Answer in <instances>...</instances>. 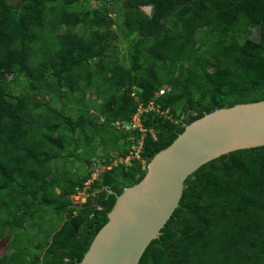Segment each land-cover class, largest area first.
<instances>
[{"label":"trees","instance_id":"1","mask_svg":"<svg viewBox=\"0 0 264 264\" xmlns=\"http://www.w3.org/2000/svg\"><path fill=\"white\" fill-rule=\"evenodd\" d=\"M261 100L264 0H0V240L10 228L46 232L31 258L32 242L21 249L13 235L0 264H78L116 195L141 181L186 125ZM151 103L140 158L113 165L130 152L114 124ZM77 158L86 172H76ZM97 159L106 169L77 206L72 196ZM48 207L61 226L36 222ZM140 264H264V147L194 173Z\"/></svg>","mask_w":264,"mask_h":264},{"label":"water","instance_id":"2","mask_svg":"<svg viewBox=\"0 0 264 264\" xmlns=\"http://www.w3.org/2000/svg\"><path fill=\"white\" fill-rule=\"evenodd\" d=\"M260 147L264 100L216 109L189 123L171 145L154 155L141 181L116 195L107 223L78 264H140L180 207L194 173L225 155Z\"/></svg>","mask_w":264,"mask_h":264},{"label":"rangeland","instance_id":"3","mask_svg":"<svg viewBox=\"0 0 264 264\" xmlns=\"http://www.w3.org/2000/svg\"><path fill=\"white\" fill-rule=\"evenodd\" d=\"M111 1L112 0H110V3H111ZM90 6L92 8L102 7V5L100 6V4H98L96 2H91ZM145 10L148 13L151 12V10L148 9V8H146ZM253 31L254 32H253V35L251 36V39L254 40V41H258L259 35H258V32H257V29H254ZM12 85H14V84H12ZM89 95L90 94L85 96L83 99L85 101H88L89 100ZM76 102L79 103L80 99H78ZM54 105H55V108H57L59 110L63 109V107H64L63 103H57V104L54 103ZM139 108H141V106ZM156 109L157 108L155 107V105L153 103H151L148 108H144V107L141 108L142 112L140 113V116H142L146 112H149V111H152V110H156ZM63 113L66 114L67 112H63ZM68 113L70 115H73V113H71V112H68ZM101 119H102V117H101ZM101 119H100V121H101ZM114 125L117 128V135L121 136L120 132H122V134L125 135V141L128 142V144H125V146L130 148V152L128 154L129 158L126 159L127 163H128L126 165L129 166V165H131L132 160L140 158V152L139 151L142 150L141 144L143 143V139H144V137L146 135V130H144L142 128L141 118H140V121H136V123H135V125H137V128H133L134 126H131V128H129V125L127 124V122H123V123L117 122ZM139 133H141V135H139ZM152 133L154 134L153 131H152ZM121 143H123V141H121ZM80 150H81L80 151L81 152V156L82 157H87L86 155L89 153V152H87L88 150H84L83 148L80 149ZM94 150L97 151L98 148H95ZM70 151H73V145L66 147L65 154H67ZM112 154H113V152H112ZM101 155H102V152L99 151L98 156H101ZM121 159L122 158H116V160H115L113 165L116 166L118 164H121ZM68 160H70V159H68ZM72 161L75 162L74 165H76V167L79 169V170L77 169L76 172H80V173L86 172L87 166H84L83 163L81 164L82 159L77 158V159L71 160V162ZM95 164H96L95 165L96 171L93 174V176L95 177V179H97L98 176H99V173L103 172L106 169V167H105V164H104V160H100L99 161L97 159V160H95ZM146 168H147V166L145 165V169ZM53 171L54 170H52V172ZM93 176H92V179H93ZM90 183H92V180H91ZM87 187H89V186H86L85 189L82 191V193L80 195H78L76 198H75V196H72V199L76 203L77 206H81V205L85 204L88 201V198H89L90 195L86 193V190H88ZM57 191L59 192V190H57ZM95 194L96 193L93 192V194H91V195H95ZM61 220H62V215L61 214L58 215L53 207H48L46 209V213H45L44 216H41V214L36 216V222H39L40 225H41V223L44 224V227H46V228L49 226V227H51V229H52V225H54V228H56V226H59V225L61 226V224H62ZM44 221H45V223H44ZM24 224L28 225V228L31 227V223H28L27 221H25ZM13 235L16 238L18 237L17 238V240H18L17 245H19V247L21 249L24 248L28 244V241L32 242V243H30V248H29V245H28V249L26 250L27 252L24 253L25 254V258L35 257L36 253H38V251H39L36 248L35 245L38 244L41 241H44L46 239V232L43 233L40 228L34 229V231L31 232V233L29 231H25L24 229H19V230H16V231L13 232L12 228H10L9 232L4 236V238H2L0 240V257L13 250V246L12 245L15 242Z\"/></svg>","mask_w":264,"mask_h":264},{"label":"built area","instance_id":"4","mask_svg":"<svg viewBox=\"0 0 264 264\" xmlns=\"http://www.w3.org/2000/svg\"><path fill=\"white\" fill-rule=\"evenodd\" d=\"M162 92H163V91H162ZM141 108H142V107H141ZM141 108H138L137 112H136V113L134 114V116H133L132 121L127 123V124L129 125V128H131V126H134L133 128H137V125H135V123H136V121H140V118H141L140 113L142 112ZM133 123H134V124H133ZM142 146H143V143L141 144V148H142ZM139 152H141V151H139ZM138 154H139V153H138ZM128 156H129V155H128ZM128 156H126L124 159L122 158V159H121V163H123V164H124V163H125V164H128V163H127V160H126V159L129 158ZM93 179H95L94 176H93ZM93 179H91L92 182H93ZM91 180H89V181L85 184L83 190L85 189L86 186H90V184H91V183H90ZM87 188H89V187H87ZM83 190H77V193L74 195L75 198H76L78 195H80V194L82 193Z\"/></svg>","mask_w":264,"mask_h":264}]
</instances>
